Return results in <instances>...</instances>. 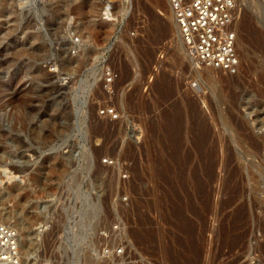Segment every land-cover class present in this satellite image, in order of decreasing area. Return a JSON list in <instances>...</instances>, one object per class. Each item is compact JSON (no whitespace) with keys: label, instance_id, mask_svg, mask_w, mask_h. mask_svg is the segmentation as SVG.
<instances>
[{"label":"rangeland","instance_id":"1","mask_svg":"<svg viewBox=\"0 0 264 264\" xmlns=\"http://www.w3.org/2000/svg\"><path fill=\"white\" fill-rule=\"evenodd\" d=\"M107 3L0 0V218L32 250L35 224L52 216L39 254L54 264L67 243L72 264H92V236L119 218L143 264H177L173 250L193 264H264V0H240L237 73L193 64L168 0H116L112 14ZM108 66L120 120L100 113Z\"/></svg>","mask_w":264,"mask_h":264},{"label":"built area","instance_id":"2","mask_svg":"<svg viewBox=\"0 0 264 264\" xmlns=\"http://www.w3.org/2000/svg\"><path fill=\"white\" fill-rule=\"evenodd\" d=\"M24 2L32 0H21ZM113 13L116 0H101ZM177 20L188 55L198 67L207 66L228 73H237L240 66L238 23L241 19L240 0H168ZM105 13L107 9L103 10ZM154 75L150 78L153 79ZM119 73L108 66L105 71L106 101L100 113L111 120H120L115 97ZM105 162H113L105 157ZM127 172L122 173L126 179ZM128 203V194L120 197ZM54 219L48 216L34 226V247L29 250L21 227L0 218V264H54L53 258L41 257L39 246L53 230ZM92 241L95 243L92 264H143L144 247L135 239L131 225L119 218L99 226Z\"/></svg>","mask_w":264,"mask_h":264},{"label":"bare ground","instance_id":"3","mask_svg":"<svg viewBox=\"0 0 264 264\" xmlns=\"http://www.w3.org/2000/svg\"><path fill=\"white\" fill-rule=\"evenodd\" d=\"M21 1V0H20ZM22 3V2H21ZM21 3H19V4H21ZM105 3V2H104ZM171 21H172V23H173V26L175 27V30H176V32H177V36H178V39H179V41L181 42V44L182 45H185L184 44V42H183V40H182V37H181V33H180V29H179V26H178V23H177V20H176V18H175V16H174V13H173V11H172V9H171ZM258 33V32H257ZM255 34L254 36H255V38H252V39H254V40H260V37H259V34ZM238 35H239V32H238ZM251 37H252V35H251ZM264 39V38H263ZM238 41H239V37H238ZM253 41V40H252ZM179 42V43H180ZM257 42V41H256ZM264 42V41H263ZM248 41L247 40H245L242 44L240 43L239 45H240V49L242 50L241 52H242V56L243 57H248L249 56V51H250V49H249V45H248ZM254 43H255V41H254ZM261 43V42H260ZM257 45H258V43H257ZM261 45V44H260ZM259 45V46H260ZM262 46V45H261ZM193 60V64L196 62V60L193 58L192 59ZM80 60H78V62H79ZM196 64V63H195ZM194 64V65H195ZM210 68H212V67H209V68H207V67H205V69H210ZM264 74V73H263ZM169 94V93H168ZM165 95V94H164ZM173 111H174V109H173ZM203 122V121H202ZM172 124H174V123H172ZM171 124V125H172ZM200 124V123H199ZM167 126L169 125V124H166ZM240 125V124H239ZM239 125H237V126H239ZM166 126V127H167ZM174 126V125H173ZM177 126H178V123H177ZM200 126V125H199ZM198 126V127H199ZM236 126V128H239V130H240V126L239 127H237ZM174 128H176V129H178L179 127H174ZM173 129V128H172ZM165 131H166V129H164ZM170 129H168L167 131H169ZM241 130H242V128H241ZM164 131V132H165ZM173 131V130H172ZM177 131V130H176ZM175 131V132H176ZM237 131V130H236ZM205 132V131H204ZM204 132H203V135H205L204 134ZM167 133V132H166ZM172 133V132H171ZM178 133L179 132H177V135H178ZM182 133V132H181ZM238 133V132H237ZM239 134V133H238ZM244 134V133H243ZM174 135H176L175 133H174ZM176 135V136H177ZM181 135V134H180ZM239 135H242L241 133L239 134ZM168 136H170V135H168ZM172 136V135H171ZM196 136V135H195ZM240 137H244V135L243 136H240ZM177 138V137H176ZM175 137H174V139H176ZM169 139V138H168ZM173 139V140H174ZM240 141V140H239ZM175 142V141H174ZM180 142V141H179ZM200 142V141H199ZM178 143V141H176L175 142V144L174 145H176ZM200 144V143H199ZM201 146V145H200ZM260 146V145H259ZM178 148V147H177ZM227 148V147H226ZM174 150V149H173ZM100 151V150H99ZM177 150H176V148H175V152H176ZM175 152H173V153H175ZM208 152V151H207ZM230 152V151H229ZM177 153V152H176ZM173 156H175V155H173ZM201 156V155H200ZM205 156V155H204ZM178 158V157H177ZM224 160V159H223ZM215 164V163H214ZM232 163L231 162H228L226 165H227V175H226V179H224L225 180V185H231L232 184V182H233V180H234V172H236V171H238L239 169L238 168H236V171H234V170H232V165H231ZM215 166V165H214ZM235 168V167H234ZM209 169V168H208ZM238 169V170H237ZM210 170V169H209ZM206 173H207V171H206ZM238 173V172H237ZM197 174V173H196ZM212 174V173H211ZM213 175V174H212ZM183 176V175H182ZM184 178V177H183ZM239 178V177H238ZM180 180V179H179ZM196 183V182H195ZM203 183V182H202ZM198 184V183H197ZM239 186H240V184H239ZM233 187H234V185H233ZM225 189H226V187H224ZM237 188V189H236ZM236 190H237V192H238V187L236 186ZM176 191V190H175ZM230 191V190H229ZM232 191V190H231ZM235 191V190H234ZM239 193V192H238ZM177 194V193H176ZM237 194V193H236ZM230 195V194H229ZM179 196V195H178ZM177 196V197H178ZM232 196V195H231ZM232 199V200H231ZM235 199H237V196H232L231 198H230V200L231 201H234ZM182 200V199H181ZM229 202V201H228ZM231 205V204H230ZM179 207H175L174 209L176 210H173V213L175 214V215H177V212H179V208L180 207H182L181 205H178ZM240 207V206H239ZM239 209H242V208H239ZM236 210L237 212H236V216H234L235 218H233V219H231L229 222H228V226H227V228H226V226H225V237H224V239H225V243L228 245V247L231 249V250H234V249H236V248H238L239 246H240V244H241V237H243L242 236V232L240 231V230H242V225H241V220H242V218H244V215H241V211L240 210ZM179 214V213H178ZM228 214V213H227ZM227 216V215H226ZM233 216V215H232ZM243 216V217H242ZM226 218V217H225ZM246 218V217H245ZM178 219V218H177ZM184 221V223H185V220H183ZM186 221H188V220H186ZM181 222V221H180ZM187 223V222H186ZM243 224V223H242ZM176 228L178 229V230H181V231H184V232H186V233H188V234H190V225H184V224H182V223H179V222H177L176 223ZM244 235V234H243ZM181 239V238H180ZM189 242V241H188ZM224 243V244H225ZM69 246L70 247H73L72 245H69L68 243L67 244H64L63 245V250H62V252H63V256H64V264H72V262L70 261V256H71V254H70V251H69ZM264 247V246H263ZM194 248V247H193ZM74 249V248H73ZM72 249V250H73ZM192 250V249H191ZM190 250V251H191ZM74 251V250H73ZM194 251V250H193ZM198 252V251H197ZM232 252V251H231ZM181 254V253H180ZM192 255H195V253L193 254V253H191ZM172 257H173V261H174V258H175V263L177 262V264H193V256L191 255H189V256H187V257H182V256H180L179 254H178V252L176 251V250H173L172 251ZM182 255V254H181ZM228 255V254H227ZM196 258H197V256H195ZM237 257V256H236ZM183 258H185V260H183ZM242 258V257H241ZM198 259V258H197ZM237 259L239 260V256L237 257ZM238 262V261H237ZM231 264H234V263H231Z\"/></svg>","mask_w":264,"mask_h":264}]
</instances>
